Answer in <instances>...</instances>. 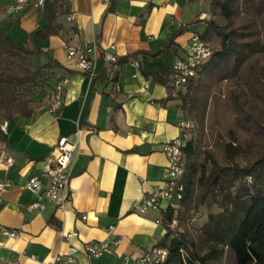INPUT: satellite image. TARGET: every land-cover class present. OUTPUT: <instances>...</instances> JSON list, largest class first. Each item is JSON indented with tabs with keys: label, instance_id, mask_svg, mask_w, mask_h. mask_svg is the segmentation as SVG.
Here are the masks:
<instances>
[{
	"label": "crops",
	"instance_id": "obj_1",
	"mask_svg": "<svg viewBox=\"0 0 264 264\" xmlns=\"http://www.w3.org/2000/svg\"><path fill=\"white\" fill-rule=\"evenodd\" d=\"M13 1L0 0L1 27L24 42L47 22L32 3L9 13ZM65 1L69 14L61 17L60 34L44 44L33 40L43 50L31 57L34 64L50 59L60 64L49 80L50 94L30 116L0 122V183H10L0 192V264L54 262L71 246L77 250V264H115L124 256L132 264L166 233L162 210L139 213L133 204L161 185L167 164L163 145L181 135L183 122L180 101L170 98L174 93L149 74L173 69L191 34L206 26L189 22L207 17L208 10L197 7L199 0ZM181 26L183 33L174 39L178 53L155 55ZM111 45L119 60L116 68L101 55ZM78 46L91 48L92 77L77 69L75 56L68 57ZM62 81L63 103L52 112L53 88ZM61 139L75 147L67 190L72 197L64 211H56L50 202L29 210L48 185L45 171ZM33 176L41 182L38 192L27 186ZM5 231H17L18 237ZM72 232L76 235L67 239ZM89 241L110 244L91 258L83 251Z\"/></svg>",
	"mask_w": 264,
	"mask_h": 264
},
{
	"label": "trees",
	"instance_id": "obj_2",
	"mask_svg": "<svg viewBox=\"0 0 264 264\" xmlns=\"http://www.w3.org/2000/svg\"><path fill=\"white\" fill-rule=\"evenodd\" d=\"M207 1L208 16L189 23L206 24L200 36L213 53L170 97L180 101L189 124L181 133L191 136L182 149L183 195L177 209L162 210L166 233L154 247L165 257L152 264H264V0ZM67 14L65 0H44L47 23L24 42L7 35L0 21V122L30 116L50 94L60 64H34L31 57L43 50L33 40L44 44L59 35ZM182 33L181 26L155 55L178 53L174 39ZM149 75L172 93L173 70ZM202 208L206 220L193 227Z\"/></svg>",
	"mask_w": 264,
	"mask_h": 264
},
{
	"label": "built area",
	"instance_id": "obj_3",
	"mask_svg": "<svg viewBox=\"0 0 264 264\" xmlns=\"http://www.w3.org/2000/svg\"><path fill=\"white\" fill-rule=\"evenodd\" d=\"M109 2V0H104ZM44 0H14L9 6V13H16L25 5L32 3L35 7L41 9ZM67 19H72V15H68ZM201 32H194L191 34L187 41L183 55L180 56L173 67L174 76L170 83L171 91H179L185 88L188 79L195 77L197 69L205 63L212 55V47L201 39ZM109 51H102L101 55L104 62L112 68L117 67L118 58L112 51L113 45L110 46ZM91 48L76 47L71 49L68 57H76V67L80 71L87 73L90 77L94 75V62L89 57ZM135 63V62H134ZM136 64V63H135ZM65 81L59 82L53 88V96L51 101L50 110L56 112L60 109L63 103L62 93L63 84ZM188 123L182 122L181 127H188ZM186 134H182L175 139L166 142L163 145V151L167 158V164L161 179V185L154 187L141 202L133 204L134 211L144 213L149 209L165 210L168 207L177 209L179 207V200L183 195V185L181 183V176L183 173L182 156L183 147L185 146ZM74 145L67 142L66 139H61L55 149L56 155L50 160L51 166L45 171L48 175V185L39 193V199L28 205L29 210L43 209L46 202L53 203L56 211H64L66 203L71 199L72 192L67 191L70 180V166L72 161V153ZM10 161V160H8ZM8 181L0 183V192L9 186ZM27 186L30 190L38 192L41 189V182L39 177H30ZM164 203L166 204L164 208ZM83 219L86 215L82 216ZM175 221V220H174ZM172 222V224L174 223ZM159 222V221H158ZM114 226H110L108 234H113ZM11 238H17V231H5ZM75 232L65 235L69 239ZM114 244L118 243V239L113 241ZM109 241H89L83 246V251L91 258H97L102 255L109 248ZM76 248L69 247L67 252L63 255L56 257L54 262H41V264H77L76 263ZM165 252L153 248L146 252L140 258L135 259L132 264H152L157 261L163 260ZM34 260V257H31ZM130 257L124 256L120 261L115 264H130Z\"/></svg>",
	"mask_w": 264,
	"mask_h": 264
},
{
	"label": "rangeland",
	"instance_id": "obj_4",
	"mask_svg": "<svg viewBox=\"0 0 264 264\" xmlns=\"http://www.w3.org/2000/svg\"><path fill=\"white\" fill-rule=\"evenodd\" d=\"M196 5L197 7H200L201 9L203 10H208V14H209V10H210V3L207 1V0H202V1H196ZM185 89V88H184ZM182 89V91L184 90ZM178 91H175V94L177 93ZM189 126V125H188ZM191 136L190 132L186 134V139H189ZM212 211H216V208H213ZM207 213H208V210L206 208H202L200 210V212L197 214V216L193 219L192 221V226L193 227H199L205 220H206V217H207ZM176 225V221H174L173 223V226L175 227Z\"/></svg>",
	"mask_w": 264,
	"mask_h": 264
}]
</instances>
